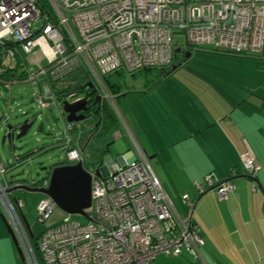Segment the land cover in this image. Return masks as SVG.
Wrapping results in <instances>:
<instances>
[{
  "label": "built area",
  "instance_id": "built-area-1",
  "mask_svg": "<svg viewBox=\"0 0 264 264\" xmlns=\"http://www.w3.org/2000/svg\"><path fill=\"white\" fill-rule=\"evenodd\" d=\"M175 34L183 35V44L175 43ZM204 44L231 54L261 55L264 0H0V74L24 71L21 78L0 80L4 88L17 80L32 83L33 100L41 108L85 98L79 88L58 96L59 85H51L73 71L86 73L108 101L111 97L102 81L106 75L165 69L176 64L175 55L185 47ZM35 47L47 63L31 73L24 68L23 54ZM62 118L65 156L57 162H82L91 178V203L85 222L66 213L43 228L37 237V257L20 220L23 203L10 200L0 179V200L27 264H157L158 254L183 251L200 262L202 238L192 218L194 201L183 195L186 210L179 213L144 154L133 159L121 156L104 169L85 166L84 150L77 145L81 134L72 133L76 122ZM240 168L254 180L260 165L242 153ZM51 169L33 185L48 187ZM5 170L0 161V173ZM194 187L199 194L214 191L225 199L235 185L230 178L211 173ZM55 206L43 194L36 204L37 216L46 219Z\"/></svg>",
  "mask_w": 264,
  "mask_h": 264
},
{
  "label": "crops",
  "instance_id": "crops-1",
  "mask_svg": "<svg viewBox=\"0 0 264 264\" xmlns=\"http://www.w3.org/2000/svg\"><path fill=\"white\" fill-rule=\"evenodd\" d=\"M243 56L260 58L259 63L264 64V54ZM167 69H158L163 75L161 80L170 76L164 71ZM257 71V79L261 80L256 88L260 92L243 89L241 98L221 97L214 85L192 94L182 88L165 87L135 89L127 94L118 85L113 89L109 82L104 85L117 105L115 117H126V121L124 128L120 126L102 145L105 153L109 143L121 140L123 150L117 159L104 157L105 165L99 167L104 169L121 156L133 159L144 154L149 161L156 160V174L163 177L161 173H168L175 182L191 186L192 197L183 195L194 201L192 218L202 238L199 264H264V67ZM83 135L81 131L77 145L84 150V157L100 155L91 146L94 143L98 148L100 141L89 138V142L82 144ZM242 153H248L260 165L254 180L240 168ZM211 173L219 178L228 177L234 183L235 188L225 199L214 191L199 194L194 187V182L201 183ZM2 220L0 210V242Z\"/></svg>",
  "mask_w": 264,
  "mask_h": 264
},
{
  "label": "rangeland",
  "instance_id": "rangeland-1",
  "mask_svg": "<svg viewBox=\"0 0 264 264\" xmlns=\"http://www.w3.org/2000/svg\"><path fill=\"white\" fill-rule=\"evenodd\" d=\"M174 41L178 45L183 44V35L175 34ZM190 49V56L181 64L176 65L174 70L171 66L167 67L169 69L165 71H168L170 76L165 80H161L163 75L158 68L151 67L143 68L133 73L126 71L112 72L102 78V81L106 86L108 85L107 82L118 85L120 91L127 94L135 89L145 91L155 87H160L157 89L164 87L168 89L182 88L187 93L192 94V92L203 90L204 87L205 89H210L208 85L216 86V91L221 97L223 95L231 98L233 96L234 98L236 96L240 97L243 89L250 88L255 90L254 94L260 92V89L256 88L258 80H261L257 79V70L264 67V64L259 63L262 61L260 58L215 52L208 44ZM23 59L24 68L31 73L47 63V58L39 47H35L28 54H23ZM33 90V84L30 82L17 80L10 83L8 87L3 88V81L0 80V161L6 168L3 174L0 173V179L6 189L20 183L17 179L22 176L33 177L34 183L40 182L46 174V170L42 169V167H49L58 160H62L65 156V148L62 146L65 139V134H63L64 123L60 111L54 103H51L47 108H41L33 100ZM238 97L236 100H239ZM114 101V98L112 101L108 100V104L113 111L117 107ZM116 118L118 126L107 134L108 140L113 137L115 130L121 128L120 126L124 128L123 121H126V117ZM24 119L32 121V125L23 136L20 138L13 136L11 139L5 137L8 132L7 125L18 127ZM80 130L83 129L72 130V133L74 136L81 134ZM81 141L84 144L86 139ZM114 141L109 143L108 151L101 156L103 158L102 164L98 162L100 155L93 153L91 156L85 154V166L96 165L104 167V157L107 155L111 159H117L119 152L123 150L122 141ZM28 151L33 152L29 157L23 158V153L25 154ZM16 156L17 158L21 157V159H16ZM149 162L154 172L159 171L155 159H151ZM161 174L163 177L158 174L159 178L165 184L163 188L167 192L172 206L182 214L186 210L182 197L185 193L192 197L191 186L184 185L182 182H175L168 173ZM7 195L11 201L14 198L22 201L23 204L20 207V211L24 215L29 229L32 235L36 237V240L43 228L58 222L66 214V212L55 206L49 216L41 220L37 216L36 204L42 198V193L15 188L10 190ZM0 210L3 214V241L1 240L3 244L0 242V264H27L25 256L22 261L17 247L7 231L6 224L10 225V223L1 200ZM71 216L80 222H85L86 220L85 217L79 214H72ZM20 220L23 222L21 217ZM14 234L20 247L18 236L15 232ZM155 262L157 264H199V260H196L185 251L174 256L158 254Z\"/></svg>",
  "mask_w": 264,
  "mask_h": 264
},
{
  "label": "water",
  "instance_id": "water-1",
  "mask_svg": "<svg viewBox=\"0 0 264 264\" xmlns=\"http://www.w3.org/2000/svg\"><path fill=\"white\" fill-rule=\"evenodd\" d=\"M179 51V48H175V52ZM190 54V50L185 52V58H188ZM176 65L178 64L172 65L171 68L174 69ZM91 85L92 84L89 83V86ZM86 102L87 100L84 97L71 102L63 101L58 107L61 117H64L65 121L67 122H77L82 120L84 117H86V115L83 113L87 110ZM31 125L32 121L29 119H24L18 127L7 125L8 132L5 137L9 139L13 138V136L20 138L27 132ZM15 131L17 132L15 133ZM32 152H29L28 154L23 153V158L26 156L29 157ZM19 158L21 159V157H18L17 159ZM50 167L52 169L49 176L48 187H32L26 183L27 180L31 179V177L22 176L17 179L20 181V183L12 185L10 188H7L6 191L9 192L15 188L28 191H37L51 197L56 206L64 212L69 214H79L87 218V213L85 210L90 206L91 203V178L88 171H86V169L83 167L82 162H77L74 164H60V162H55L51 164L49 168ZM45 168L47 167H42V169ZM22 219L29 235L32 236L24 215H22ZM6 228L23 261V253L18 246L17 238L11 226L6 224Z\"/></svg>",
  "mask_w": 264,
  "mask_h": 264
},
{
  "label": "trees",
  "instance_id": "trees-1",
  "mask_svg": "<svg viewBox=\"0 0 264 264\" xmlns=\"http://www.w3.org/2000/svg\"><path fill=\"white\" fill-rule=\"evenodd\" d=\"M262 54H264V46H263ZM22 76H24V71L21 70L16 71V69H12L5 72L4 74L3 73L0 74L1 78H8V79L21 78ZM88 82L89 79L87 74L81 70H76L70 73L66 77V79H61L59 80V82L56 83L52 82L51 85L53 88L56 85H59V87L57 88V90H55V92L56 94H58V96H60L64 91H69L74 88H84L88 84ZM114 86L115 84H110L109 88L113 89ZM117 125H118V120L115 117L113 110L109 106L108 102L106 100H103L99 103L94 117H84L82 120L77 121L76 123H74L73 130H77L78 128L83 129L80 130L82 131V133L84 132L82 139L84 140L86 139L87 142H89L90 139L92 138L98 139L100 141L98 148H96L97 145L94 143H92L91 146L94 147L95 150L97 149V151H99V154L101 155L105 151L104 149H102V147L107 144L106 143L107 134L110 131H112V129L115 128ZM99 146H101V148ZM26 153L28 154L29 151ZM29 239L32 248L34 250V253L38 257L39 255L37 251L36 237H34L33 235L32 236L29 235Z\"/></svg>",
  "mask_w": 264,
  "mask_h": 264
},
{
  "label": "flooded vegetation",
  "instance_id": "flooded-vegetation-1",
  "mask_svg": "<svg viewBox=\"0 0 264 264\" xmlns=\"http://www.w3.org/2000/svg\"><path fill=\"white\" fill-rule=\"evenodd\" d=\"M189 50L188 47H185L184 49H182V51H180L179 53H177L175 55L174 58V62L173 63H182L184 62L187 58H185L184 53L187 52ZM89 83H91L92 85L89 86ZM80 91H83V96H85V99L87 100L86 102V106H87V110L85 112H83L86 117H94L96 110L98 108V105L101 101L106 100L103 96L101 91L92 83V82H88V84L84 87V88H79ZM108 102V101H107ZM48 168V167H47ZM45 168V169H47ZM44 169V170H45ZM33 180V177H31L30 180H27L26 183H28L30 186L35 187ZM37 183V182H36Z\"/></svg>",
  "mask_w": 264,
  "mask_h": 264
}]
</instances>
